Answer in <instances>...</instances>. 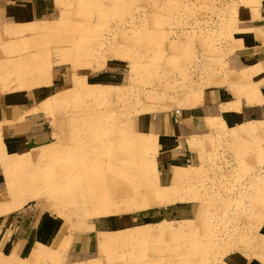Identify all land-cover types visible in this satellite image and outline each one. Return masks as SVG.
I'll return each instance as SVG.
<instances>
[{
    "label": "rangeland",
    "instance_id": "1",
    "mask_svg": "<svg viewBox=\"0 0 264 264\" xmlns=\"http://www.w3.org/2000/svg\"><path fill=\"white\" fill-rule=\"evenodd\" d=\"M260 2L49 0L50 20L0 23V94L58 91L36 111L48 122L50 143L9 153L0 122L6 190L0 217L36 205L66 222L63 238L54 246L39 243L28 258H19L17 237L13 255L0 251V264H192V256H200L202 264H224L235 251H264V241L253 239L264 223V122L226 133L220 120H209L214 128L221 125L218 134L189 141L198 150L200 168L174 170L181 177L167 186L161 184L157 163L159 137L158 151L145 160L136 161L141 155L135 152L139 139L157 136L137 129L140 115L196 107L203 102L204 88L227 79L239 10ZM196 20L213 25L201 30L193 45L187 32ZM107 66L116 71L111 82L89 76ZM241 93L262 100L256 88ZM26 120L24 112L20 122ZM8 161L16 164L7 174ZM157 185L170 190L165 197L173 203L166 197L143 210L148 190ZM172 191L176 196H170ZM181 201L191 202V214L186 210L178 220L96 230L104 218L119 222V217ZM163 212L155 211V216ZM77 232H97V258L67 263Z\"/></svg>",
    "mask_w": 264,
    "mask_h": 264
},
{
    "label": "crops",
    "instance_id": "2",
    "mask_svg": "<svg viewBox=\"0 0 264 264\" xmlns=\"http://www.w3.org/2000/svg\"><path fill=\"white\" fill-rule=\"evenodd\" d=\"M51 16L49 0H0V23L24 24L36 20H50ZM212 25L200 20L190 22L187 42L196 44L199 32L211 29ZM235 29L231 39V54L226 61L228 77L222 78L212 87L204 88L201 104L192 108H173L148 116L140 115L136 120V127L140 132L152 133L159 137L157 163L163 177L160 182L164 186L171 183L177 168H200L198 150H192L189 141L218 134L221 125L214 128L209 124V120H220L227 130L226 133L249 123L264 122V0H261L259 6L240 9ZM242 75L247 76L246 80L236 81ZM89 76L101 83H107L116 78V71L107 66L99 73H89ZM246 87L256 88L262 100L248 98L242 94V89ZM56 92L58 91L53 92L48 88L23 92L22 97L16 94H0V122L3 123L1 134L7 152L32 151L51 142L52 134L46 118L43 120L34 112L25 123L20 121L25 111L38 108L45 97ZM195 163L198 165L193 166ZM5 191L3 172L0 168V199ZM191 205V202L178 203L151 212H141L143 215L130 214L119 217V222H116L114 217L104 218L98 227L95 226L97 232L115 231L117 225L131 227L150 220H178V215L186 213V210L191 214ZM161 209L166 212L155 216V211ZM65 225L66 222L61 217L55 219L52 213L43 212L36 205L0 217V251L7 255L13 254L16 248L14 242L18 237V257L27 255L28 258L37 244L52 247L63 238ZM97 232L76 233L67 253V263L80 262L88 257L97 258ZM253 239L264 241V223L260 225ZM263 258L264 251L260 249L250 255L235 251L225 257L224 264H264ZM201 259L200 256H192L190 260L192 264H202Z\"/></svg>",
    "mask_w": 264,
    "mask_h": 264
},
{
    "label": "bare ground",
    "instance_id": "3",
    "mask_svg": "<svg viewBox=\"0 0 264 264\" xmlns=\"http://www.w3.org/2000/svg\"><path fill=\"white\" fill-rule=\"evenodd\" d=\"M38 109L39 108H36V109H32V110H27V111H25L26 112V117H27V119H28V117H29V115L30 114H33L34 112H36V111H38ZM45 114V113H44ZM35 115V114H34ZM27 121V120H26ZM25 121V122H26ZM158 136H156L155 137V139H152V140H150V139H148L147 140V138L146 139H139V141H137V144H139V146L137 147V149H135V152L136 153H138L139 152V155H141V158H136L137 160L136 161H143V160H145V157L146 156H148V155H150V154H152V152H157L158 151ZM136 145V144H135ZM120 152V151H119ZM261 153V152H260ZM259 153V154H260ZM15 156V155H14ZM14 156H12V157H14ZM18 157V156H17ZM19 158V157H18ZM23 157L21 156L20 157V161H21V159H22ZM15 159L16 158H14V161H15ZM11 160H13V158L11 159ZM17 160V159H16ZM7 162V168H6V173L8 174L9 173V171H11L12 169H13V165H15L16 164V162ZM19 161V159L17 160V162ZM22 161H23V159H22ZM15 163V164H14ZM18 164H19V162H18ZM17 164V165H18ZM137 164H139V163H137ZM144 164V163H143ZM20 165V164H19ZM183 170L184 171V167H179V168H177L176 169V171H178V170ZM180 172V173H179ZM178 172V174H173V176H172V181H173V184H175V183H177V181L180 179V177H181V171H179ZM184 177V176H183ZM182 177V178H183ZM8 183V186H9V194L10 195H12V193H13V189H14V183H13V181L12 180H10L9 182H7ZM146 191H147V189H146ZM145 191V192H146ZM149 193H150V197H149V200H147V203L146 204H144V206H142V208H143V210H147V209H149V208H151L152 207V205H154V204H157V203H160V202H164L165 200H166V197H167V202H169L170 201V203L172 202L173 203V200L171 201V198H168V196H166L165 197V195H168L169 193H167V192H170V190H168V189H164L163 187H161L160 185H157L156 186V189H154V188H150L149 190ZM174 191V190H173ZM173 191H172V195H170L171 197L172 196H176V195H174L173 194ZM137 192V191H136ZM140 192V191H139ZM141 192H144L143 190L141 191ZM141 194V193H140ZM179 198H180V196H179ZM182 198H184V197H182ZM147 199V198H146ZM168 199H169V201H168ZM174 200L176 199V198H173ZM179 200H181V198L179 199ZM178 200V201H179ZM189 200V199H188ZM182 201H183V199H182ZM181 201V202H182ZM187 201V200H186ZM186 201H185V203H186ZM174 203H176V201L174 202ZM183 203V202H182ZM163 204V203H162ZM170 205V204H169ZM168 205V206H169ZM165 207V206H164ZM15 251V250H14ZM13 255V254H12Z\"/></svg>",
    "mask_w": 264,
    "mask_h": 264
}]
</instances>
